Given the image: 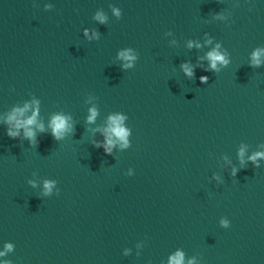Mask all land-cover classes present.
Returning <instances> with one entry per match:
<instances>
[{
    "label": "water",
    "instance_id": "water-1",
    "mask_svg": "<svg viewBox=\"0 0 264 264\" xmlns=\"http://www.w3.org/2000/svg\"><path fill=\"white\" fill-rule=\"evenodd\" d=\"M217 44L228 63L212 68ZM258 48L264 0H0V260L264 264ZM25 104L35 137L9 136ZM115 114L127 144L107 152Z\"/></svg>",
    "mask_w": 264,
    "mask_h": 264
},
{
    "label": "clouds",
    "instance_id": "clouds-1",
    "mask_svg": "<svg viewBox=\"0 0 264 264\" xmlns=\"http://www.w3.org/2000/svg\"><path fill=\"white\" fill-rule=\"evenodd\" d=\"M98 17L100 19H103L102 14L98 13ZM190 42V45L191 46ZM197 46H199L197 44ZM264 54V49H256L252 53L253 57V63L254 64H259L261 63V56ZM121 57H123L125 60L129 61V64L131 63L132 60L135 59V56L132 53L131 49H126L120 52L119 54ZM207 56L210 60V67L216 68L217 63H222V64H227L228 59H227V54L222 52L220 50V45L217 44L215 48L210 50L207 53ZM128 66V65H125ZM185 72L188 75L193 74V70L191 66L187 63L183 65ZM202 81L207 80V76H201ZM38 105V101L35 102ZM29 105L25 104L23 108H16L13 110V112L7 117V121L11 125L7 129V133L9 136H18L20 135V129L24 130V135L29 137V138H34L35 137V130L31 127L34 124H37V114H38V108L32 112L30 116H27L25 118V113L28 109ZM97 115V110L95 107H92L90 109V115L87 117L89 121H93ZM70 117L63 114V113H57L55 114L50 122L49 126L51 127L52 134L55 138L59 139L62 137L66 132L70 131L72 128V125L70 123ZM123 120L124 116L120 114H115L109 117V126L105 130L107 135H106V140L104 142V148L105 151L111 152L112 150V145L115 143L113 140V136L118 137L120 140L124 141V144H127L126 137L128 135V130L123 126ZM40 130L44 129V126L42 123L37 125ZM99 146V145H98ZM123 146V145H122ZM244 149L241 148L240 150V155L243 157ZM257 157H264V152H256L252 156L249 157V159L256 160ZM54 181H45V188L46 190H51V187L53 185ZM224 225L228 224V221H222ZM13 245L11 243H7L5 245V250L0 251V256L5 255V252L7 250L12 249ZM0 264H10L9 261L7 260H0ZM169 264H184V253L180 250H177L174 254L170 256L169 259ZM187 264H194L193 260H189Z\"/></svg>",
    "mask_w": 264,
    "mask_h": 264
}]
</instances>
